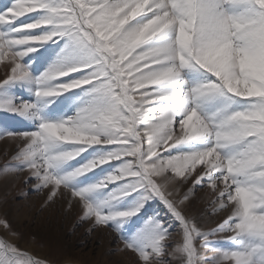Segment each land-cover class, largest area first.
<instances>
[{"label": "snow or ice", "instance_id": "1", "mask_svg": "<svg viewBox=\"0 0 264 264\" xmlns=\"http://www.w3.org/2000/svg\"><path fill=\"white\" fill-rule=\"evenodd\" d=\"M0 65V176L134 264H264V0H9ZM0 264L48 262L0 237Z\"/></svg>", "mask_w": 264, "mask_h": 264}, {"label": "rangeland", "instance_id": "2", "mask_svg": "<svg viewBox=\"0 0 264 264\" xmlns=\"http://www.w3.org/2000/svg\"><path fill=\"white\" fill-rule=\"evenodd\" d=\"M8 3L9 0H0V7ZM54 47L49 42L38 49L39 56L31 54L36 57L38 67L46 66L52 59L55 55ZM3 72L0 65V78L3 77ZM15 149V144L0 137V164ZM26 175L0 176V217L7 218L19 238L6 234L2 227L0 237L14 241L28 256L48 264H134L130 252L117 250L120 243L114 239L111 230L91 227L90 221H81L79 208L69 210L63 200L57 199L54 203L44 204L45 194L32 191L34 181L25 184ZM197 196L200 199L194 203L193 211H202L208 199L207 190L197 189ZM145 211L149 214H163V208L158 202L147 205ZM217 219L206 218V226L213 227ZM124 253L130 254L132 259L123 258Z\"/></svg>", "mask_w": 264, "mask_h": 264}, {"label": "bare ground", "instance_id": "3", "mask_svg": "<svg viewBox=\"0 0 264 264\" xmlns=\"http://www.w3.org/2000/svg\"><path fill=\"white\" fill-rule=\"evenodd\" d=\"M61 202H63V201H61ZM59 204V203H58ZM61 205V204H60ZM64 207V206H63ZM75 208V207H74ZM77 208V207H76ZM76 212V211H75ZM78 212V211H77ZM121 255V254H120ZM123 258H125V259H132L131 257V255L130 254H128V253H124L123 255ZM118 257V256H117Z\"/></svg>", "mask_w": 264, "mask_h": 264}]
</instances>
